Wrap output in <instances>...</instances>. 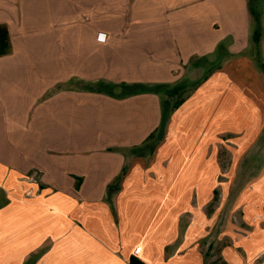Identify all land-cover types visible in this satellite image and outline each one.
Returning a JSON list of instances; mask_svg holds the SVG:
<instances>
[{
    "label": "crops",
    "instance_id": "obj_1",
    "mask_svg": "<svg viewBox=\"0 0 264 264\" xmlns=\"http://www.w3.org/2000/svg\"><path fill=\"white\" fill-rule=\"evenodd\" d=\"M0 25L10 34L0 56V264H264V75L249 0H0ZM226 40L241 56L204 81L161 137L160 96L129 92L184 79L194 57L213 62ZM224 88L235 138L221 150L232 156L225 172L216 136L174 131ZM219 176L228 209L203 215L191 204H215ZM172 184L188 221L165 256L156 242L165 228L138 219L148 204L150 219L172 224ZM237 209L243 233L226 222ZM192 218L206 219L194 228Z\"/></svg>",
    "mask_w": 264,
    "mask_h": 264
},
{
    "label": "rangeland",
    "instance_id": "obj_2",
    "mask_svg": "<svg viewBox=\"0 0 264 264\" xmlns=\"http://www.w3.org/2000/svg\"><path fill=\"white\" fill-rule=\"evenodd\" d=\"M256 6H258V5H256ZM259 7L262 9V10H260V14H261V24H262V36H263V34H264V3H261L259 5ZM230 43H231V40H226V41L220 43L219 49L217 48L216 56L213 59V62L209 57L204 59V60H195L198 58L194 57L190 61V63L186 66V69H185L186 75L184 76V79L188 80V83H186V85L188 84V86H187V90L184 92V97H183V98H186L185 102H189L188 99H190V97H192V95H194L195 91L198 88H200V86L204 83L203 79L205 77H206V79L210 78L213 75L212 73L218 67H221L223 63H227L228 61H230L234 57L237 59L241 56V54L234 56V55H229V53H227L226 49ZM261 50H262V45L259 47V52H260L259 56H257L256 50H255V57H254L253 61L261 69V71L264 75L262 67L259 65V64L264 65V54L261 52ZM194 62H196L197 65ZM259 90L264 95V90L261 88ZM232 93L236 94L238 96V100L242 101V99L239 97V94L237 93V91H234ZM175 98H177L176 94L169 92L166 95V97L164 98V101H166V99H167V102H165L164 106H166L169 109L171 107L170 106L171 102H173L175 100ZM226 103H227V91H226V88H224V89H221L219 93H217L215 101L213 102V106H210V103L207 102L203 106V108L199 107V109H197L196 112H193V114L189 110L188 112L191 113L190 119H184L183 117H178L179 121L176 123V128L174 129V131H177L178 127H180L179 131L182 133V135L186 136V139H185L186 141L194 140V133L196 131H198V133L203 132V133H209L210 135L216 136L215 142H216V144L218 143L217 146L220 149L219 166H220V170L221 171L223 170V172H225L226 171L225 169L231 165L232 161L230 158H232V156H230V154L227 152V150H224V152L221 150L225 149L226 146L232 145L235 142L234 141V139H235L234 135H233V133H231L232 127L225 120L227 110H228L226 107ZM244 104L248 105V102H244ZM190 106L192 107L191 104H190ZM167 108H166V110H168ZM192 110H193V108H192ZM197 113H199V114H197ZM199 115H200V117L197 118V116H199ZM254 119H255V117H254ZM163 130H164V126H163V128L162 127L160 128V136L161 137H162ZM254 135H258V133H255ZM187 136H188V138H187ZM196 139H201V137L197 136ZM256 139H257V136L254 139H251L250 140L251 144ZM244 141H246V140H244ZM259 141H260V139L258 138L256 140L255 144H253L252 146H254V147L258 146ZM152 142H157V141L152 140ZM262 160H264V156L262 157ZM215 178H216V174L213 173V180H215ZM218 181H219V184H217L214 187V189L215 188L218 189V191H217L218 194L216 193V195L218 196V201L215 204L214 203L199 204L196 201H194L191 204L195 209L201 210V212H203V215H205V213H207V210L210 209L209 206H212L211 208H214L216 205L217 206L219 205V207L217 209L219 212H222V211L226 212V209H228V203L229 202L227 201V197H228L227 191L229 192V189H230V188H228L229 185H227L228 181L226 180V178H224V176H219ZM176 183H177V180H176ZM178 187H179L178 184L177 185L172 184L169 187L170 193L172 192L171 193L172 197L170 196V198H172L171 202H170V210H171V213L175 214V216H176L174 219L175 222L172 221V219L170 218V220L172 221V224H170V222H168L167 220L164 221V224H158L159 218H157V216L150 219V212L153 211V213H156V211L153 210V208H152L153 206H149L148 204H144V206L142 204V208H141V212L144 213L145 218H139L138 219V226L139 227H145V226H142V224L145 222L147 225L150 224V226H153V227L160 226L161 228H165V231H166L165 234L159 235V238L156 241V242H163V248H164L165 256L167 255L168 252H170V253L174 252L176 250L178 244L180 245L182 243L184 236L182 235V231H181V223H182V227L183 226L185 227V224L188 221V219L184 218V216L177 217V212H180L182 210V206H183L182 203H181L182 205H180V204L177 205L176 203H178V202H176V200L178 201V199H175L173 197V196H176L174 193H176V190L178 189ZM185 187H184V190H185ZM150 190L154 191V192L159 191L158 189L153 188V187L150 188ZM216 195H215V197H216ZM176 197L178 198V196H176ZM155 206H157V204H155ZM150 208H151V211L149 212ZM143 209H146V210L143 211ZM238 209H240V208H238ZM238 211H237L238 213H235L237 215V218H235L236 215H234L233 217H231L232 215H229V214L227 215V217L225 215L226 222H230L232 225V228L238 229L241 231V233H243V228L245 227V223H244V219L242 217V211L241 210H238ZM206 216L208 217V215H206ZM177 219H178V224L176 221ZM202 219L205 220L206 218H197V220H194V218H192V221H193L192 227L198 228L200 226V220H202ZM203 224L205 225V222ZM206 226H207V224L205 225V227ZM214 228H216L218 230L217 232L219 233V230H220L219 225L215 224ZM178 229H179V231H178ZM213 237H214V235H213V231H212L210 234L206 233L203 236V240L207 241L208 239H213ZM170 241H172V242H170ZM237 241H241V240L238 239ZM238 247H240V246H238ZM165 260H166V258H165ZM232 263L236 264L235 259L233 260Z\"/></svg>",
    "mask_w": 264,
    "mask_h": 264
},
{
    "label": "trees",
    "instance_id": "obj_3",
    "mask_svg": "<svg viewBox=\"0 0 264 264\" xmlns=\"http://www.w3.org/2000/svg\"><path fill=\"white\" fill-rule=\"evenodd\" d=\"M250 2V14L252 18L253 23V34H252V42L255 47L257 56L260 55L259 47L261 43L262 38V24H261V14L260 11L257 9L256 6V0H249ZM10 48V34L8 31V28L5 25H0V56H3L7 54L8 50ZM262 67V70L264 72V65L259 64ZM206 80V77L203 79V81ZM202 81V82H203ZM186 83H188V80L182 79L176 83L173 84H161V85H142L140 86V89L137 88V86L133 87V89L129 93H136L141 91H152L154 93H157L160 96L161 99V105H162V128L165 127L169 121V118L174 114L176 110H178L181 105L185 102L186 98L184 97V92L187 90ZM175 93L176 97L175 102H171V107L168 109L165 105L164 98L168 93ZM172 97V96H171ZM168 104V103H167ZM166 108L168 110H166ZM155 137V134H152L149 139H153ZM130 264H145L140 259L136 257L130 258Z\"/></svg>",
    "mask_w": 264,
    "mask_h": 264
},
{
    "label": "built area",
    "instance_id": "obj_4",
    "mask_svg": "<svg viewBox=\"0 0 264 264\" xmlns=\"http://www.w3.org/2000/svg\"><path fill=\"white\" fill-rule=\"evenodd\" d=\"M101 35V34H100ZM104 35V34H103Z\"/></svg>",
    "mask_w": 264,
    "mask_h": 264
}]
</instances>
